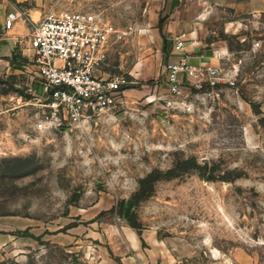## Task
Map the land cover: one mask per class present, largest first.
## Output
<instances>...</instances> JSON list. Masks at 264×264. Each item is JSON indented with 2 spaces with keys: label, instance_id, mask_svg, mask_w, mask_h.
I'll list each match as a JSON object with an SVG mask.
<instances>
[{
  "label": "rangeland",
  "instance_id": "1",
  "mask_svg": "<svg viewBox=\"0 0 264 264\" xmlns=\"http://www.w3.org/2000/svg\"><path fill=\"white\" fill-rule=\"evenodd\" d=\"M63 2L128 32L105 70L131 83L100 116L46 128L33 55L0 72V227L12 237L0 264H264V14L224 0ZM170 20L221 49L235 86L211 99L188 81L186 104L165 108L154 34Z\"/></svg>",
  "mask_w": 264,
  "mask_h": 264
},
{
  "label": "built area",
  "instance_id": "2",
  "mask_svg": "<svg viewBox=\"0 0 264 264\" xmlns=\"http://www.w3.org/2000/svg\"><path fill=\"white\" fill-rule=\"evenodd\" d=\"M20 17L18 12L9 13L4 29L10 31ZM127 34L101 15L88 12L54 11L32 23L28 41L47 108L40 127L79 124L116 105L131 82L125 77L103 74L111 48ZM175 42V50L183 51L184 36ZM213 57L219 61L218 66H192L186 58L166 65L165 82L170 96L164 99L165 108L186 104L188 81L197 87L205 84V95L211 99L222 86H235L223 67L224 53H214Z\"/></svg>",
  "mask_w": 264,
  "mask_h": 264
},
{
  "label": "crops",
  "instance_id": "3",
  "mask_svg": "<svg viewBox=\"0 0 264 264\" xmlns=\"http://www.w3.org/2000/svg\"><path fill=\"white\" fill-rule=\"evenodd\" d=\"M224 1L238 13L254 16L264 14V0ZM64 8L63 0H0V72H10L16 69L17 66L20 67V65L11 62L14 55H19L22 58L33 55V50L28 41L32 23L39 22L49 12L67 11ZM11 12H18L22 17L15 22L10 31H6L4 29L6 18ZM159 33L160 38H157L155 34L154 36L157 40L158 52L162 53L165 59L164 68L168 63H179L184 58L192 66L219 65V61L215 60L213 55L220 52L221 49L208 48L197 38L191 41L186 40L183 51L175 50V38L179 35L178 31L172 29L171 20L164 25L162 31L159 30ZM103 75H108L105 69ZM2 230L7 232L5 226L0 227V249L6 248L12 243V237L8 236L7 238L5 233H1Z\"/></svg>",
  "mask_w": 264,
  "mask_h": 264
},
{
  "label": "trees",
  "instance_id": "4",
  "mask_svg": "<svg viewBox=\"0 0 264 264\" xmlns=\"http://www.w3.org/2000/svg\"><path fill=\"white\" fill-rule=\"evenodd\" d=\"M160 30L162 31V28H163V21H160ZM11 61H13V59H11ZM189 164H192V163H190V162H187L186 163V165H189ZM151 177H149V178H147V179H145V180H143L142 181V185H143V188H142V191L140 192V193H138V194H136L135 195V198H134V200L136 201V202H139V201H141L144 197H145V195H144V193H145V186L151 181ZM132 225H134V223H132Z\"/></svg>",
  "mask_w": 264,
  "mask_h": 264
}]
</instances>
